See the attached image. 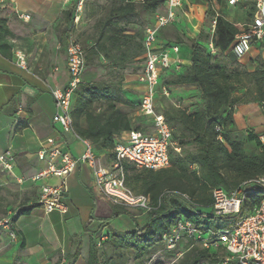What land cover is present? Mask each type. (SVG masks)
<instances>
[{"label":"trees","instance_id":"1","mask_svg":"<svg viewBox=\"0 0 264 264\" xmlns=\"http://www.w3.org/2000/svg\"><path fill=\"white\" fill-rule=\"evenodd\" d=\"M210 1L204 0V4L208 5ZM165 2L105 0L99 5L97 0H92L86 8V16L93 21L87 30L76 36L78 29L73 24V11L62 13L65 26L60 38L65 50L69 40L82 47L85 71L88 67L101 66L112 69L109 79L98 81L84 76V71L71 102L75 134L89 141L96 155L107 151V162L114 159L115 139L121 133L146 132L131 126L126 109H130L132 103L124 95L120 73L130 69L131 74L136 75L142 70L145 27L155 14L162 12ZM84 3L85 0L82 13ZM239 4L250 6L251 20L255 11L253 5ZM143 15L149 16L147 22L142 19ZM212 17L213 12L208 8L205 20L210 21ZM3 25L2 21L0 28ZM237 33V26L220 15L213 37L201 31L194 39L185 40L171 26L162 29V38L168 45L173 43L189 50L188 66L161 77L158 92L165 88L169 95L158 97L162 99L161 103L155 105L156 114L164 118L172 142L180 152L169 151L170 165L165 169L139 170L127 163L121 165L126 186L144 196L151 210L144 215L139 213L145 218L133 231H110L99 246L90 239L85 264H129L130 261L132 264H164L163 261L154 262L160 254L167 264H223L227 253L220 246L202 248L193 239L186 238L172 250H167L162 237L178 222L188 221L202 239L215 238L221 231L235 226L239 219L250 215L261 201L263 189L253 187L249 181L264 176V147L258 141L259 135L238 130L233 113L234 108L248 97L264 106V61L258 55L256 66L250 70L233 57L231 47ZM209 42L213 44L214 53L208 48ZM217 56L230 58L233 66L222 64ZM179 88L194 90L199 101L196 110L189 111L165 101V98H172V89ZM250 143L256 152L248 154L246 146ZM239 186L245 194L240 212L228 218L213 215L212 189L231 192ZM32 208L20 207L13 215L12 223L29 214ZM121 214L112 212L111 219ZM108 220L91 218L95 227H102ZM104 244L108 245L109 253L102 250ZM182 244L184 249L177 255Z\"/></svg>","mask_w":264,"mask_h":264},{"label":"crops","instance_id":"2","mask_svg":"<svg viewBox=\"0 0 264 264\" xmlns=\"http://www.w3.org/2000/svg\"><path fill=\"white\" fill-rule=\"evenodd\" d=\"M78 2L2 0L0 5V21L4 22L0 28V154L10 151L14 158L12 173L0 170L7 177L0 178V191L21 200L13 211L8 208L0 217L15 214L20 207H34L29 214L12 223L16 235L14 241L0 231V264H85L90 239L97 243L100 235L108 237L110 231L129 232L135 229L136 224L140 225V221L131 220L127 211L119 210L96 190L86 164H78L66 178L64 201L68 205L67 214L45 215L38 203L40 188L57 186L60 179L49 177L34 181L35 175L47 167L46 161L38 160L37 151L48 146L51 140L73 158L85 152L82 141L72 134L63 133L53 124L55 107L50 94L51 89L62 90L69 82L66 50L60 38L65 26L62 13L73 11L75 18ZM208 8L210 2L205 5L204 0H186L183 11L178 13L171 27L181 37L188 34L190 39H194L201 31H208L209 21L204 26ZM80 16L76 23L73 21L76 29L81 26ZM167 45L161 29L157 35V47L161 50L178 47L177 53L169 51L171 66L166 72H180L183 66L189 65V50L173 43ZM18 56L24 59L23 67L19 65ZM132 77L129 92L134 95L139 92V103L144 86L138 82L137 74ZM126 89L122 86L123 91ZM184 91V88L172 89L173 93ZM126 95L131 97V94ZM233 118L238 130L245 134L264 133V116L259 109L244 112L242 106H236ZM107 154V151L97 154L103 165L110 163L101 159ZM4 203L0 197V207ZM112 212L122 213L114 219L126 217L131 225L124 223L113 228L109 222ZM93 217L109 220L102 227H95L91 222Z\"/></svg>","mask_w":264,"mask_h":264},{"label":"built area","instance_id":"3","mask_svg":"<svg viewBox=\"0 0 264 264\" xmlns=\"http://www.w3.org/2000/svg\"><path fill=\"white\" fill-rule=\"evenodd\" d=\"M69 1V0H64ZM186 0H166L164 10L153 16V22L145 27L144 38V64L142 70L137 74L138 82L144 86L139 103L138 112L141 116L152 121L153 132H141L131 130L123 132L116 137L114 148V159L103 165L97 155L93 152L89 141L80 139L74 132L71 117V102L77 85L85 71V55L82 47L72 40L68 41L66 48V68L69 74V82L64 89H51L50 94L54 101L55 113L52 118L54 125L58 126L63 133L74 135L82 141L85 152L78 158H73L64 151L61 145L54 141H48V146H43L37 151L36 156L40 161H46L47 167L36 174L34 181L55 177L60 179L57 186H42L40 188L39 206L45 215L59 213L65 215L68 205L64 201L67 192L66 178L77 167L78 164L89 166L92 174L93 186L113 205L120 206L126 210L147 214L151 207L144 196L135 194L130 190L124 180L121 165L130 164L139 170H159L169 167V151L180 152L177 145L172 142L171 132L164 122L162 115L156 114L155 103L158 94L168 97L169 92L161 88L158 92L161 74L169 70L171 66L169 51L178 52L177 46L163 49L157 47V35L159 31L167 26L173 25L182 12ZM248 2L253 5L255 11L248 24L236 34L231 47L233 57L241 61L246 58L255 43L264 44V0H227L231 6L238 3ZM2 0H0V5ZM83 0H79L74 22L82 13ZM216 2L210 1V9L213 17L209 21L207 33L213 37L216 28V19L219 14L215 9ZM209 50L214 53L212 42L208 44ZM20 66H24V59L18 56ZM177 61V65H179ZM219 132L220 128H216ZM125 134V135H123ZM258 141L264 147V133L258 136ZM56 160V163L54 162ZM14 169V158L10 151L0 154V170L12 173ZM249 184L253 187L263 189L262 198L258 207L248 216L239 219L235 226L221 231L215 238L202 239L188 221H180L168 234L163 235L162 242L167 250H172L183 239H193L202 248L222 247L227 256L223 264L234 262L236 264H264V176L257 177ZM242 186L231 192H225L221 188L211 191L213 215L217 217H234L237 215L245 201ZM14 213L0 217V231L5 232L11 241L16 239L12 230V217ZM107 238L106 235L98 237L97 246Z\"/></svg>","mask_w":264,"mask_h":264},{"label":"rangeland","instance_id":"4","mask_svg":"<svg viewBox=\"0 0 264 264\" xmlns=\"http://www.w3.org/2000/svg\"><path fill=\"white\" fill-rule=\"evenodd\" d=\"M105 0H97V3L99 5L104 4ZM92 3V0H85V12L83 11V13H81V26L78 28V30L76 31V33L74 34V36H76L77 34H79L82 31H85L88 29V27L91 25L92 21L91 19H88L86 16V8H88L90 6V4ZM215 9L218 12V14L220 15V17H222L223 19L233 23L234 25L237 26L238 28V32L243 28L244 24H248L250 22V6L248 5H241V4H236L235 6H231L227 3L226 0H219L216 2L215 4ZM142 19H144L146 22L149 20V16L143 15ZM207 24V20L204 21V26ZM185 40H190L189 35H184ZM81 42V40H79V43ZM81 44V43H80ZM261 50V51H260ZM258 55L262 58V60L264 61V44H259V43H255L253 45V47L251 48V51L249 52V54L247 55L246 58L241 60V65L245 66L247 69H253L256 66V59L258 57ZM217 58L220 60V62L222 64L227 65L228 67L233 66L232 60L230 58H226L224 56H217ZM111 73H112V69L107 67V66H101V67H96V68H90L88 67L85 71L84 76L86 75L87 78H89L90 80H106L109 79L111 77ZM121 77H122V86L127 87V89L124 91V95L126 97H128L126 95L127 94H131V97L128 98L131 103H132V107L130 109H126V113L130 119V123L131 126L133 128H142L145 129L146 132H153V126H152V121L148 120L147 118L141 116L139 114V112L137 111L138 108V99L137 96H139V92H135L136 94L134 95V93H130L129 91V87H130V83L133 80L132 74H131V70L127 69L124 70L120 73ZM167 75V72H163L161 74L162 79ZM160 84V81H159ZM241 93H243V91H241ZM162 96L161 94L157 95L156 98V103L155 105H158V103H161L160 97ZM172 98H165V101L167 103H174L177 106H180L184 109H187L189 111H194L198 108L199 106V101L198 98L196 96V94L194 93V90L191 88L185 89L184 92H178V93H173L171 95ZM238 107H243V111L244 112H253L256 110H260L262 115L264 116V106H260L259 103L257 102H253L248 98H245L241 103H239L237 105ZM254 145H247L246 146V152L248 154L254 153L256 152V150L253 148ZM101 159L106 160V158L102 157ZM3 172H0V178L5 177L6 176L3 175ZM9 192L14 193V190H9ZM8 192L6 191H0V197L4 200V204L0 207V215H3L7 212L6 209L10 208L11 211H13L14 208H16L19 204V202L21 200H19L20 198H14V197H10L7 194ZM117 208L119 210H124V208L117 206ZM126 210V209H125ZM128 216L130 217L131 220L134 219V221H140L139 223L142 224L143 220H144V216L140 215L139 213L132 211V210H126ZM110 224L111 226H113V228H117L118 226H122L124 225V223H127L128 225H131V222L128 218L126 217H120L118 219H110ZM137 223V222H136ZM183 245H180L181 247L179 248L177 255L181 254L183 248ZM104 252L109 253V247L107 244H104V247L102 249ZM101 253V250H99ZM156 261H163L164 264H167L168 262L165 261L161 254L158 256V258L156 257V259L154 260V262ZM129 264H132V262L130 261ZM153 264V262L151 263Z\"/></svg>","mask_w":264,"mask_h":264}]
</instances>
